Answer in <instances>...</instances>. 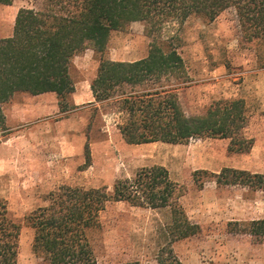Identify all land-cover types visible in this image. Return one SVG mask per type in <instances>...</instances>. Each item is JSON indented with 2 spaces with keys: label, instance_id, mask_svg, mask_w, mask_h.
<instances>
[{
  "label": "rangeland",
  "instance_id": "rangeland-1",
  "mask_svg": "<svg viewBox=\"0 0 264 264\" xmlns=\"http://www.w3.org/2000/svg\"><path fill=\"white\" fill-rule=\"evenodd\" d=\"M40 3L14 0L11 6L0 4V38L12 36L21 8L38 9ZM167 34L174 37L171 44L185 62V84L178 91L183 110L188 116H201L217 101L243 100L248 119L244 133L254 140L253 148L248 153L230 152V140L220 138L196 139L184 145L126 143L117 129L119 118L96 112V106L88 102H73L75 93L79 100L87 99V93L90 97L87 83L96 78L100 65L101 55L86 50L73 61L75 92L63 100L58 115L18 128L9 127L3 113L0 117V198L22 224L19 264H42L33 254L35 232L25 218L46 206L51 192L63 186L112 189L117 180L132 179L138 170L151 166L165 167L171 179L184 188L180 204L190 221L200 227L195 236L173 244L182 264H264V240L233 232L242 231L241 224L264 220V191L242 185L219 188L213 181L201 186L194 180V173L200 170L216 174L234 168L264 174V66L256 46L243 40L232 10L215 21L191 17L181 25L172 24ZM153 40L146 24L132 23L112 34L103 58L141 60L148 56ZM87 54L94 55L92 61L86 64L83 60L86 65L82 66V58L89 59ZM88 142L90 160L85 154ZM171 221L168 208L110 204L95 233L100 264L133 260L154 264L156 252L170 241Z\"/></svg>",
  "mask_w": 264,
  "mask_h": 264
},
{
  "label": "trees",
  "instance_id": "trees-1",
  "mask_svg": "<svg viewBox=\"0 0 264 264\" xmlns=\"http://www.w3.org/2000/svg\"><path fill=\"white\" fill-rule=\"evenodd\" d=\"M13 2L0 0L5 6ZM230 10L238 17L243 40L255 44L264 66V0H41L38 9L21 8L12 36L0 38V117L2 106L17 93H55L62 108L63 100L75 92L73 61L91 49L101 55L91 85L99 105L94 110L120 119L116 125L126 143L184 145L220 138L230 140V152L248 153L254 140L244 133L248 119L243 100L217 101L201 116H188L183 110L178 91L185 84V62L171 44L174 37L167 34L172 24L181 25L191 17L215 21ZM136 22L146 24L154 38L148 56L135 62L104 59L112 34ZM91 130L90 124L88 137ZM85 154L90 160L89 142ZM194 180L201 186L213 181L219 188L242 185L264 191V174L234 168L216 174L196 171ZM184 195V188L163 166L144 167L132 179L117 180L112 189L60 187L49 194L46 206L25 218L35 232L33 254L42 264H100L95 233L102 215L112 203H128L171 211L170 241L156 252L154 264H182L173 244L200 231L180 204ZM241 225L242 231L233 232L264 240V220ZM21 231L22 224L0 198V264H19Z\"/></svg>",
  "mask_w": 264,
  "mask_h": 264
},
{
  "label": "crops",
  "instance_id": "crops-1",
  "mask_svg": "<svg viewBox=\"0 0 264 264\" xmlns=\"http://www.w3.org/2000/svg\"><path fill=\"white\" fill-rule=\"evenodd\" d=\"M93 54V53H92ZM89 59L82 58V66L90 64L94 55H85ZM144 59V58H143ZM86 64L84 63V61ZM142 60V59H141ZM114 61V60H113ZM139 61V60H135ZM135 61H119V62H135ZM77 64V62L75 61ZM81 66V67H82ZM92 83H87L89 87L90 97L79 100L76 93L74 94L73 102L75 105H82L85 102L90 103L92 106H99L95 102V98L91 88ZM88 91V90H87ZM59 98L55 93H46L37 96L29 95L26 93L15 94L10 102L2 106V113L5 116V122L9 127H22L25 122H38L43 119H48L50 115L56 116L60 113Z\"/></svg>",
  "mask_w": 264,
  "mask_h": 264
}]
</instances>
